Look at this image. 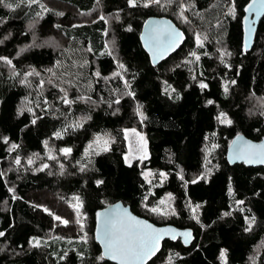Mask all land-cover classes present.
<instances>
[{"label":"trees","instance_id":"1","mask_svg":"<svg viewBox=\"0 0 264 264\" xmlns=\"http://www.w3.org/2000/svg\"><path fill=\"white\" fill-rule=\"evenodd\" d=\"M249 1L160 0L148 7L144 0L135 7L129 0L0 4V57L12 61H0V232L5 234L0 264H114L102 256L94 228L96 211L118 201L158 225L195 232L190 246L166 241L149 264H225L222 250L226 264H264V247L255 253L264 241V166L230 165L226 158L236 134L264 137V113H249L251 97L264 99V18L253 49L245 53L243 17ZM152 15L172 18L187 34L184 45L157 67L140 42L143 22ZM190 28L206 35L202 47ZM34 31L57 46L35 43ZM111 40L117 58L109 50ZM30 71L53 75L59 84L37 90L42 108L31 111L21 108L32 93L25 82ZM137 104L149 154L129 164L124 130L136 124ZM221 113L231 125L220 122ZM105 133L113 136L109 148L87 155L94 137ZM12 144L18 147L13 150ZM49 148L55 159L8 173L12 158H46ZM64 148L72 152L65 156ZM147 170L165 177L147 180ZM167 194L175 214L150 211L160 208ZM77 197L88 240L78 231L71 205ZM191 205H199L196 213ZM34 239L39 247L32 246Z\"/></svg>","mask_w":264,"mask_h":264},{"label":"snow or ice","instance_id":"2","mask_svg":"<svg viewBox=\"0 0 264 264\" xmlns=\"http://www.w3.org/2000/svg\"><path fill=\"white\" fill-rule=\"evenodd\" d=\"M5 0H0V4H4ZM32 3H37V0H29V5ZM138 0H129V5L132 7L137 6ZM160 0H145L144 6L148 7L150 4H159ZM11 7V4L6 5ZM42 11H47L48 9L45 8L44 5H40ZM249 8H252V5H249ZM39 15V14H38ZM103 19V17H102ZM7 39V37H5ZM152 47L156 50L154 53L155 56H159L162 58L163 54L167 51L174 50L179 44L183 41V34L177 32L176 30L169 28L167 26H155L152 28L150 37H149ZM197 46L202 47L203 41L199 35L196 36ZM3 41H0L2 43ZM23 51V49L21 50ZM111 54V53H109ZM191 55L195 58L196 61H199L200 56L197 55L195 52L191 53ZM0 61L5 62L8 65H12V61L7 57H0ZM121 69L124 68V65H119ZM36 74L34 71L25 73V77L32 76ZM99 76V73H97ZM26 82V81H25ZM126 83V87L129 85ZM235 83V81H233ZM200 87L206 88L207 85L204 83L200 84ZM224 91H228V87L225 86ZM128 95L134 96V93L129 92ZM65 103H70L65 97ZM119 103V100L116 101ZM209 104H212L213 101H208ZM31 111V109H29ZM139 111V109H138ZM142 115V114H141ZM221 116L224 118L221 119L222 124L231 125L232 121L228 119L223 113ZM35 123V121H33ZM77 126H80L79 124ZM57 137H60L61 133H55ZM99 139V138H98ZM143 140V137H141ZM4 142L8 143V139L5 137ZM107 141H105V145ZM146 144V142H145ZM18 147L16 144H12L11 148L14 150ZM91 147V146H90ZM107 150V147L104 148ZM65 156L69 155L72 152L71 148H64L61 150ZM233 155L235 159H243L248 163L259 162L264 163V145H252L248 144L247 142H233ZM147 153L145 150L144 158H146ZM50 159H55L54 156L49 153ZM17 165H20L21 161L19 158L15 160ZM28 163L32 164V158L28 159ZM43 167H48V165H44ZM63 167V166H61ZM40 170V169H38ZM2 175V173H0ZM150 173H146L145 176L147 177ZM162 177L165 176L164 173L160 174ZM203 178V177H201ZM183 179V177H181ZM196 181H192L195 183ZM99 183H103V181H98ZM9 191H13V189H9ZM78 201L79 206V198H76ZM169 200L172 199L171 196L168 197ZM165 202L162 200L161 204ZM239 203H243L240 201ZM197 208L199 205L196 206ZM45 211H48L45 209ZM150 211L152 212H161V209L158 207L151 208ZM196 209H193L195 213ZM166 214V213H162ZM173 214H175L173 212ZM224 215H230V213H224ZM127 217V220L125 219ZM195 218V217H194ZM56 220H60L59 216L55 217ZM254 217L252 220L248 221L249 229L251 228V224L254 221ZM64 224H67L68 221L64 220ZM103 240H104V247H105V255L112 259L119 262V264H146V261L150 259L155 253L159 250V243L166 235H170L172 239H176L177 235L183 236L185 238V243L189 242V238L191 237L190 232H181V233H172L168 230H159L153 228L151 225L146 224L143 221L136 220L133 217H128L127 213L121 212L119 209L115 210L111 214H106L103 219ZM5 234L0 232V237H3ZM33 247H39L40 241L35 240L32 244ZM221 258L224 259L226 264V250H222ZM103 259V257H101Z\"/></svg>","mask_w":264,"mask_h":264},{"label":"rangeland","instance_id":"3","mask_svg":"<svg viewBox=\"0 0 264 264\" xmlns=\"http://www.w3.org/2000/svg\"><path fill=\"white\" fill-rule=\"evenodd\" d=\"M31 27L34 28V25H32ZM189 32L193 35L195 44H197V41H196L197 35H199L201 37L202 41H206V39H207L206 35H204L202 32L197 31L196 29L190 28ZM33 34H34L33 36H34V42L35 43H41V41H42L41 44L57 46L56 45L57 42L54 39L47 38L45 40H42L39 38V36L36 34L35 31ZM112 42H113V40H111L109 42V50L117 58L118 55H117L115 46H113ZM219 51H220L219 53L221 54L219 59H220V61H223L224 58H226L225 57L226 56V54H225L226 50L224 47L221 46L219 48ZM192 60H194V59H192ZM191 62H192L191 60L187 61V63L189 65H192ZM35 78L40 79V82H37L35 80ZM25 81L27 83H29L32 93L30 94L31 97L30 96L27 97L22 102L21 108H23V109H29L30 108L32 110H37V107H39L38 109H41L42 107H41V104L39 102L40 99H37L38 98L37 94L39 93V92H37V90L45 91L49 88L50 85L59 86V84L57 83V81L53 77V75L41 76L40 74L38 75V73H36L32 76H27ZM64 94L66 95V93H64ZM36 105H37V107H36ZM249 105H250L249 106V108H250L249 113L251 115H259L260 113H264V99H262L260 97H251L249 99ZM138 109H139V111H138ZM136 114H137L136 124L131 126V127H126L124 130L126 141H127V152L124 155V157H125L126 162L129 164L133 163L137 159H145L144 158L145 150L147 153L146 158L148 157V154H149L147 139H146L145 133L143 131V129H144V114H143L142 108L139 104L136 105ZM225 116L229 119L228 115H225ZM223 118L224 117L220 115V121ZM141 137H143V140L141 139ZM105 141H107L106 145H105ZM112 142H113V136L110 133H105L103 135H97L94 137L93 141L88 145V147L86 149V154L91 155V154L98 153V152L104 150L105 147H107V149H108ZM145 142H146V144H145ZM50 152H51L52 156L56 157V154L53 151V149L49 148L48 152L46 154V158L43 156H39V155L38 156H36V155L30 156V157L26 158L25 160L19 158L21 161L20 165H17L15 163V160L17 158H12V161L9 162V166L7 168V171L10 174V173H16L19 171L25 172L28 169H35L39 163H43L47 159H50L49 158ZM207 155H208V150L205 151V161L206 162H208V156ZM29 158H32V160H33L32 164L28 163ZM44 165H47V164H43L41 166V168L45 169V167H43ZM209 170H210L209 168H206V170L203 174H206ZM146 173H150V175H148L146 177L145 176ZM160 174H157L154 171H149V170L144 172V176L146 177L147 180H151L154 178L162 180L165 176L162 177ZM169 196H171V195L167 194L163 198V201L165 203L160 205L161 212H157L158 214L166 213L163 215H169V214L175 212L174 199L171 196L172 199L169 200L168 199ZM71 205H72V207L75 211V214H76V223H77L78 231H79L81 237L85 238L87 240L90 239V234H89L88 227L86 224V217H85V214L82 212V207H81L80 202H79V206H77L78 201H77V199H74V201H72ZM190 207H191L192 211H193V209L197 208L194 205H191ZM195 213H196V211H195ZM263 247H264V241L260 246H258L255 249V253H258Z\"/></svg>","mask_w":264,"mask_h":264},{"label":"water","instance_id":"4","mask_svg":"<svg viewBox=\"0 0 264 264\" xmlns=\"http://www.w3.org/2000/svg\"><path fill=\"white\" fill-rule=\"evenodd\" d=\"M249 5H252L251 9L249 8ZM263 18H264V0H250L247 6L245 7V13L243 17L245 53H249L253 49L255 45L256 34L259 29L260 22ZM155 26H167L183 34V41L179 44V46L176 47L174 50L165 52L162 58L154 55L156 50L152 47L151 41L149 39L151 30ZM186 40H187V34L184 31V29L179 27L176 24V22L168 16L152 15L147 17L143 22L142 29L140 32V42L142 44L143 49L148 54L152 66L154 67H157L163 61H165L174 53H176L184 45ZM234 141L247 142L248 144H252V145H264V137L261 140H254L246 136L244 133H238L232 138L226 154L227 161L230 165L245 164L251 167L264 166V163H259V162L248 163L243 159H235L233 155ZM117 209H119L123 213H127L128 217H133L136 220L143 221L146 224L151 225L153 228L159 230H168L172 233H177V234L181 232L191 233V237L189 238L188 243H185L184 242L185 238L180 235H177L176 239H172L170 235L164 236V238L159 243V250L155 253V255H153L150 259L146 261V264H149L161 252L164 243L166 241L177 242L180 240L185 246H190L196 238L195 232L192 228H180L173 224L158 225L152 222L151 220L136 214L132 210L130 205H126L123 201H118L98 209L95 213L94 237L96 242L99 244L101 248L102 256L104 257V259L108 260L111 263L119 264L118 261L112 260L105 255V247H104L103 231H102L103 219L106 214H111ZM125 219L127 220V217Z\"/></svg>","mask_w":264,"mask_h":264}]
</instances>
